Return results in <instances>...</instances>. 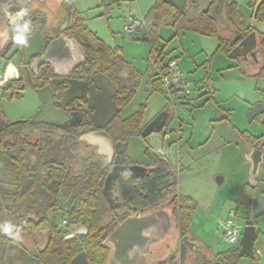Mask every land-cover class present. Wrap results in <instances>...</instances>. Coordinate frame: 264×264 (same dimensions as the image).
Segmentation results:
<instances>
[{"label":"rangeland","instance_id":"obj_1","mask_svg":"<svg viewBox=\"0 0 264 264\" xmlns=\"http://www.w3.org/2000/svg\"><path fill=\"white\" fill-rule=\"evenodd\" d=\"M228 1L236 3L246 24L264 38V17L262 20L254 18V9L248 6L249 0ZM155 2L156 0H71L70 3L90 31L108 46L120 47L123 58L142 74L135 95L118 115L127 118L139 105H145L143 123L166 108L172 109L175 115L173 121L160 131H154L146 138L131 136L127 154L133 161L146 164L150 162L145 153L149 146L170 153L176 173L172 180H178L181 195L192 196L195 201L188 234L203 245L202 249L197 250L195 256L198 257L209 249L217 253L232 246L222 238L230 212L236 213L233 221L240 225L250 216L249 211L236 202L242 186L248 180L249 165L245 153L251 149L240 133L247 131L253 136L264 134L261 120L248 117L249 110L255 104L264 103V74L255 76L257 71L254 66L249 64L247 67L243 59L216 51L219 43L217 36H207L181 27L159 25V42L155 48H163L166 59L173 57L178 60L179 68L190 81L192 95L186 99L181 92L170 94L164 86L154 87L151 80L156 77L157 62L152 43L148 39H138L137 33L131 35L124 26L129 23L136 25ZM187 8V22L180 25L201 26L198 17L208 8V2L195 0ZM228 29L221 31V37L233 36V32ZM263 51L264 42L261 53L264 61ZM248 73L252 74L248 76ZM119 76L128 84L127 70L121 71ZM31 99L26 96L21 103L7 104L5 108L12 112L11 116H17L18 110L30 109ZM178 121L182 122V138L176 125ZM80 149L76 158L93 160L94 157L89 152ZM262 151L264 154V145ZM218 176L224 179L221 185L216 183ZM259 178L264 180V157ZM108 193L116 207V214L122 215L125 208L118 198L116 180L110 182ZM0 196L4 209L2 220L11 223L7 208L10 202L2 194ZM23 211L24 208H21V212ZM54 215L53 222L60 224L62 212L58 211ZM27 217L34 218L35 214H27ZM111 219L112 214L106 212L103 226L108 225ZM59 228L72 232L78 226L59 225ZM256 230L264 233V214L257 218ZM46 231L43 227L33 234L39 248L45 244ZM22 241L27 245L32 240L25 236ZM165 247V253L159 257L161 260L172 253L176 255L177 264L184 261L185 248L178 237L171 243L165 242ZM4 252L3 262L6 264H32L25 262L14 249ZM155 257L150 254L151 264L157 261L158 257ZM262 259L261 264H264V257ZM238 264H250V261L243 258Z\"/></svg>","mask_w":264,"mask_h":264},{"label":"trees","instance_id":"obj_2","mask_svg":"<svg viewBox=\"0 0 264 264\" xmlns=\"http://www.w3.org/2000/svg\"><path fill=\"white\" fill-rule=\"evenodd\" d=\"M114 1V0H112ZM195 0H187V5ZM208 2V8L200 13L198 17L202 23L201 26H184L187 22V5L183 12H180L173 6L164 3L162 0H156L153 7L136 25L138 35L147 36L151 41L155 59H158L162 65L173 57L166 59L163 48H155L159 42L157 28L159 25H166L176 28H185L207 36H217L219 43L216 51L223 52L226 55L240 43V41L252 31L256 34L257 50L259 59L244 60L245 66L249 64L256 68V75L264 74V61L261 58L264 38L262 34L257 33L251 26H248L243 16L238 10L235 2L226 1L225 15L229 22V29L233 36L221 37V31L215 20L210 16V7L216 0H205ZM248 6L254 9V18L262 20L264 17V0H249ZM184 25H180L182 23ZM143 23V24H142ZM73 27H77L79 38L86 47V52L94 60L97 66L107 68L117 85L116 102L119 111L125 107L135 95L141 74L136 71L132 64L122 56L120 47H110L99 37L90 31L81 16L75 15ZM228 29V30H229ZM70 34L74 35L73 28ZM138 38V37H137ZM139 39V38H138ZM264 52V51H263ZM157 62V61H155ZM156 77L152 78L151 84L158 88L162 86L159 73L161 68L157 63ZM123 70L129 72L128 84L119 73ZM247 74L246 72H243ZM252 73H248L250 76ZM189 99V98H188ZM145 105H139L138 109L129 117L123 120H117L114 126V132L125 140L131 136H139L144 117ZM264 126V112L257 116ZM177 126L181 127L182 122L178 121ZM241 138L252 146L264 144V134L253 136L247 131L240 133ZM33 150L34 160L28 156L26 148L8 158L10 173L5 175L3 184L10 187V190L4 192V198L8 197L10 202L7 205L8 214L12 232L19 230L18 235H9L0 230V246L7 245L9 248H15L19 256L32 264H68L80 251L86 253L89 264H106L109 248L104 239L113 228L123 220L131 211H143L150 207L169 205L173 207V213L177 227L184 235L191 221L193 211V200L179 194L178 183L173 181L164 183L165 179L171 174V168L168 156L161 152H155L151 147H147L145 153L155 159L159 164L158 168L149 171L143 177L135 178L130 175H122L118 180L119 196L127 208V212L118 215L116 207L103 194V184L106 176V169L96 167L84 177H75L70 171L69 162L72 158L70 151L65 143V147L59 153L44 156ZM5 190V189H4ZM3 190V191H4ZM8 192V193H7ZM253 199V187L245 183L242 187L236 202L249 209ZM21 208L24 211L21 212ZM3 205L0 200V226L6 223L2 220ZM62 212L60 220L65 218L69 224L84 226L87 229L86 234L77 237L64 239L65 230L59 228V222H53L54 214ZM106 212L112 214V219L103 226V217ZM34 213L35 217H27V214ZM45 227L46 241L42 248L37 246L33 239V234L39 229ZM13 237V238H10ZM28 236L31 238V244H23L22 239ZM18 237V239H15ZM4 251L0 248V264L3 262ZM220 259H229L228 264L234 263L239 256L236 250L231 249L219 253ZM231 257V258H230ZM161 264H177L175 259L170 258Z\"/></svg>","mask_w":264,"mask_h":264},{"label":"flooded vegetation","instance_id":"obj_3","mask_svg":"<svg viewBox=\"0 0 264 264\" xmlns=\"http://www.w3.org/2000/svg\"><path fill=\"white\" fill-rule=\"evenodd\" d=\"M70 2L71 0H30L23 10L24 19L30 21L33 29L31 35L27 39L26 46L17 45L15 43L12 38V27L7 18V13H14L17 9L22 8L16 3H9L7 5V11L0 17V79H2L4 71L9 63H13L20 72L19 76H10L6 83L0 84V194L2 195H4L7 189L8 191L10 190L9 186L2 183L4 176L15 173L13 170L11 173L9 171L10 168L7 164L8 158L24 148L28 150V156L34 160V156L31 154L33 150L31 149H36L38 153L46 157L49 155L53 156L55 152L59 153L63 150L66 143L72 155L69 162L70 171H72L75 177H84L92 170H95L96 167H99L100 169L107 170L106 179L112 167L118 166V175L116 178L109 181L106 192L104 191V179L103 194L110 202L111 197L109 196L108 188L112 180H116L118 191V180L120 176L130 175L135 178L143 177L149 171L159 166L154 158L147 155L146 157L150 159V162L146 164L135 162L129 157L127 149L130 137L125 140L114 132L116 121L125 119L118 115L119 108L116 109L115 115L110 119H104L105 121L96 119L98 125L90 119L87 112L89 102L94 106V109L91 110L92 112H95V110L103 112L102 118L107 116L106 114H108V111L112 107V103L110 102L111 95L112 100H114L117 105V85L111 72L105 67L97 66L86 52V47L79 38L77 27H73L75 15L77 14L80 16V14L76 12ZM71 28H73L74 35L70 34L69 30ZM60 36L66 37L70 41H61L59 46L60 49L51 51L52 42ZM257 55L258 50L255 48L251 53H248L246 57H236L258 62L259 59ZM26 96L32 98V106L30 109L18 110L16 112V114H18L17 116H11L10 114H12V112L7 111L5 105L21 103L25 100ZM174 117L175 115L172 109L170 110L167 108L164 112L166 124L163 127L172 122ZM153 119L142 123L139 136L146 138L152 133L146 136L141 135L142 130ZM97 131H104L109 136L113 147L112 154H99L97 153V147L95 145L88 144L80 139V136L84 134ZM250 146L251 149L258 148L261 151L263 148V146L261 148L260 146ZM149 147L157 153L163 152L168 156L172 174L165 179L164 183L173 181H177L178 183V180H172L176 173L174 172L170 159V153L165 152L163 149L159 151L152 146ZM80 148L89 152L91 157H94L92 158L93 160L76 158V153L81 150ZM136 166L144 167V172H142L143 169ZM83 171L84 173L82 175H77ZM178 171H180V169H178ZM256 180L264 181L260 179L259 176ZM246 183H248V180ZM188 197L195 203L192 196ZM118 198L123 208H125L124 213H126L127 208L119 196V191ZM7 199L8 197H5V200ZM0 200L2 201L1 196ZM112 205L114 204L112 203ZM160 210L169 215L170 222L162 235L154 238L155 233L151 232V236L154 239L148 245L143 264L152 263L149 260L150 254L156 256L155 258L158 257V259H156L157 261L153 264H161L170 258L175 259V263H177L176 255L172 253L162 260L159 258L165 253V242L171 243L174 241L175 237L180 239L181 244L185 248V259L181 264H199L201 262L215 261L228 264L229 259L227 260L224 258L221 260L219 253L234 249L238 255L243 227V225L240 224H238L240 233L235 244H230L232 246L215 255H210V251H207L196 257L197 250L202 249L203 245L200 241L190 237L188 230L184 235L181 234L177 227L172 206L160 205L138 212L131 210L124 219L130 216H140L148 211ZM233 214L235 217L236 213L233 212ZM257 218L254 219L255 225ZM123 220H121L113 230ZM66 226H68V223ZM69 233L71 232L66 231L64 239L73 238L68 237ZM185 235H187L192 242L201 245L200 247H196L191 254L188 253L187 247L182 242V237ZM10 238L13 237L10 236ZM15 239H18V237H15ZM107 246L109 248V254L106 264H110L109 255L111 246L108 244ZM0 248L1 251L12 250V248H9L7 245H1ZM13 249L15 250V248ZM132 250L133 249H130V252H132ZM253 251L254 255L252 257L238 255L239 258L231 264H238L243 258L249 259L250 264H260L261 257H264V233L260 230H257V235L253 241Z\"/></svg>","mask_w":264,"mask_h":264},{"label":"water","instance_id":"obj_4","mask_svg":"<svg viewBox=\"0 0 264 264\" xmlns=\"http://www.w3.org/2000/svg\"><path fill=\"white\" fill-rule=\"evenodd\" d=\"M30 0H0V17L7 10V5L9 3H16L23 10L28 5ZM164 3H167L180 12H183L187 5V0H162ZM225 0H216L213 5L210 7V16L215 20L220 30H225L229 28V22L225 15ZM139 39H147V36L139 35ZM70 41L68 38L60 36L58 39L54 40L51 44L52 50L60 49V42ZM257 46L256 34L254 31L245 36L240 43L229 53L230 57L243 56L246 57L248 53H251L253 49ZM50 51V48H49ZM114 91V90H113ZM114 94V92H113ZM112 96V95H111ZM110 96V102L112 103L111 109L108 111V114L104 115L103 112L95 110L94 106L91 105V102L88 103V114L91 120L94 121L96 125V119H110L118 108L114 100ZM163 110L160 112L141 132L142 136L147 134L160 131L163 126L166 124L164 119ZM171 110V109H170ZM264 110V105L262 103L255 104L248 112V117L250 119L254 118L258 114L262 113ZM105 121V120H104ZM102 126V125H101ZM80 139L85 141L88 144L95 145L97 147V153L99 154H112L113 147L109 136L104 131H97L84 134L80 136ZM263 152L258 148H252L250 152L245 155L246 160L249 162L248 169V183L254 188V196L250 205L249 218H246L243 221L242 234L240 238V249L238 251L239 256H249L254 255L253 251V241L257 235L256 225L254 219L259 217L264 213V181H257L256 178L259 176V169L263 163ZM83 164V163H82ZM139 167L144 172V167ZM119 167H112L111 171L108 173L105 179L104 191L106 192L108 183L111 179L116 178L118 175ZM84 173L80 172L77 175H82ZM216 183L220 185L223 181L221 176H218ZM169 215L162 210L160 211H148L140 216H130L124 219L112 232H110L104 239V243L111 246V251L109 255L110 264H143L145 261V254L148 250L149 243L159 235H162L167 225L169 224ZM151 232L155 233V237L151 236ZM87 229L84 226H79L69 233L68 237H75L77 235L86 234ZM183 244L187 247L188 253L191 254L196 247L201 245L192 242L189 240L188 236L185 235L182 237ZM130 249H133L130 252ZM68 264H89L86 253L80 251L76 256H74ZM199 264H222L219 261L215 262H201Z\"/></svg>","mask_w":264,"mask_h":264},{"label":"built area","instance_id":"obj_5","mask_svg":"<svg viewBox=\"0 0 264 264\" xmlns=\"http://www.w3.org/2000/svg\"><path fill=\"white\" fill-rule=\"evenodd\" d=\"M124 28L131 35L137 33L136 27L132 23L125 25ZM158 56L159 55L156 54V61L158 63V66L161 68L159 77L162 86H164L170 94L181 92L183 97H185L186 99L190 98V96L192 95L190 81L187 79L185 73L179 68L177 60L175 58H171L162 65L163 62L161 63V61H159ZM233 217L234 214L231 213L222 231L223 241L228 244H235L240 233V227L236 222L233 221ZM67 223V220L63 218L60 225L66 226Z\"/></svg>","mask_w":264,"mask_h":264},{"label":"clouds","instance_id":"obj_6","mask_svg":"<svg viewBox=\"0 0 264 264\" xmlns=\"http://www.w3.org/2000/svg\"><path fill=\"white\" fill-rule=\"evenodd\" d=\"M8 22L12 27L13 40L17 45H27V39L31 35L33 29L30 21L24 19L23 9H17L14 13H7ZM19 69L13 64L9 63L4 71L0 84L6 83L10 76H19ZM13 225L5 223L0 226V230L8 233L9 235H18L19 230L12 232Z\"/></svg>","mask_w":264,"mask_h":264},{"label":"crops","instance_id":"obj_7","mask_svg":"<svg viewBox=\"0 0 264 264\" xmlns=\"http://www.w3.org/2000/svg\"><path fill=\"white\" fill-rule=\"evenodd\" d=\"M177 63H178V66H179V62H178V60H177ZM156 66H157V65H156ZM156 70H157V67H156ZM156 72H158V70H157ZM155 74H156V73H155ZM141 75H142V74H141ZM152 77H153V76H152ZM161 87H163V86H161ZM176 125H177V123H176ZM181 129H182V126L178 129V130H179L178 133H179V136H180V137H181V131H182ZM171 132H173V129H171ZM261 135H262V134H261ZM168 136H169V135H168ZM258 136H260V135H258ZM165 137H166V136H165ZM180 137H179V139H180ZM181 138H182V137H181ZM173 142H174V141H172V143H173ZM170 146H171V145H170ZM248 152H250V150H249V151H246L245 155H246ZM245 159H246V158H245ZM246 161L248 162V160H246ZM248 165H250L249 162H248ZM248 169H249V168H248ZM223 181H224V179H223ZM223 181H222V183H223ZM222 183H221V184H222ZM221 184H220V185H221ZM243 186H244V185H243ZM243 186H242V187H243ZM241 189H242V188H241ZM240 191H241V190H240ZM239 193H240V192H239ZM238 195H239V194H238ZM237 197H238V196H237ZM231 213H233V212H230L229 214H231ZM209 251H210V253H209L210 255H215V254H216L215 252H213V251L210 250V249H209ZM217 253H218V252H217ZM262 258H263V256H262L261 259H260V264H261V261L263 260Z\"/></svg>","mask_w":264,"mask_h":264}]
</instances>
